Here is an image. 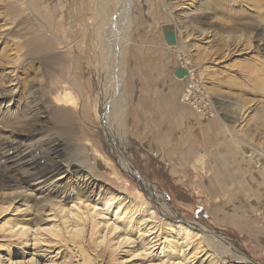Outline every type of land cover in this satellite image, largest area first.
<instances>
[{
    "label": "rangeland",
    "instance_id": "374dc122",
    "mask_svg": "<svg viewBox=\"0 0 264 264\" xmlns=\"http://www.w3.org/2000/svg\"><path fill=\"white\" fill-rule=\"evenodd\" d=\"M258 38L264 0H0V154L54 139L88 168L0 180V264H264ZM30 117L41 132H26ZM78 193L89 207L117 196L116 236L113 216L65 222L87 214L68 196ZM177 223L199 235L184 240Z\"/></svg>",
    "mask_w": 264,
    "mask_h": 264
},
{
    "label": "bare ground",
    "instance_id": "6f19581e",
    "mask_svg": "<svg viewBox=\"0 0 264 264\" xmlns=\"http://www.w3.org/2000/svg\"><path fill=\"white\" fill-rule=\"evenodd\" d=\"M120 7H122V6H120ZM120 14H122V12L119 13V15ZM120 17H122V16L120 15ZM255 42H256L257 49L264 51V40L261 38L260 39L258 38V40H256ZM114 83H115V79H113V77H112L111 85H113ZM116 83H117V85H115L114 87L118 89V85H119L118 81ZM114 91H116V90H114ZM0 96H2V95H0ZM224 108H225V105L221 106V108H220L223 113H225ZM230 111L232 112L233 110H230ZM32 112H34V111H32ZM235 113H237V112L235 111ZM29 115H31V114H29ZM57 116L58 115H56V117ZM37 117H43L44 118V116H42L41 114ZM37 117L36 118L30 117V120L28 119L26 121V123L24 125L25 126L28 125V127H29L26 132H31V134L37 133L39 131L41 132L43 124L39 123V121H41L42 118H37ZM59 119H60V117L58 116V120ZM10 125H12V124H10ZM63 146L64 145H62L60 142H58L54 139L46 141V142L43 141L41 144H39L37 142H28V143H23V144H19L16 141L9 142L8 145L4 146V150L0 154V180H1V182L9 181V180L14 178V175L20 174L21 177L24 176V178L28 179L29 181L38 184V183L46 182V180H48L52 176L53 173L59 172V171H62V172L68 171L69 173L71 171L72 172H77V171H86L87 172L88 168L86 165V159L83 158V160L79 161L75 158L73 160H71L72 158H70V160H68L65 156V149ZM70 188L73 189L72 187H70ZM148 191H149V194L153 195V197L157 196L155 188L150 187ZM78 194H79L78 196H77V194H68V196L73 195L72 199H71V200H73V204H75L77 206L79 204V206H78L79 209L85 208V210H86L85 213H87V214L85 216H83L82 214L77 215V214H73V213H70V214L67 213L66 218H65V222L68 223L71 221V222H74L75 224H82V225H88V223H91L93 228H95V227H97L98 224H101V221H102L101 218L102 217L105 218V219H103V223L106 224V222L109 221V218L113 216L114 220L112 223H110V228H112V230H113L112 232H114L113 236H116L118 231L116 230L117 225L115 224V222L117 223L118 220H120V218H122V213L119 212V210H118L120 204L117 203L118 202L117 196L116 197L110 196L109 198L107 197L108 199L107 198L104 199L103 196H97L95 203L91 207H89V205L91 203H86L87 202L86 198L88 196H84L82 193H78ZM99 203L101 206L97 207V205ZM113 203H114L113 208H115L116 211L111 212L110 207L112 206ZM97 208H99V209H97ZM142 209H144V207ZM61 210H63V209H61ZM162 210H164V208H162ZM63 212H64V210H63ZM134 213H135V211H133V214ZM106 215H109V217H105ZM130 215H132V213ZM164 215H166V212ZM134 218L135 217L132 218V216H131L129 218V221H127L128 223H131L132 227H135L136 225H138V227H140L145 222V221L144 222L142 221L144 219H140V221L138 222ZM45 220H48V219H45ZM147 224H148V222H147ZM195 226H196V224H195ZM191 227L193 228L194 226L191 225L190 223H189V225L187 224L186 226H183L181 223H177L174 225L176 233L178 235H181L180 237L184 238V240H186V241H188V240L190 241L192 238H194L196 236V234H198V232L195 233V231ZM200 229L202 230V228H200ZM128 230H130V229H128ZM25 234H26V232H22L23 236H26ZM13 235L14 234H12L11 236H13ZM213 237H211L210 234L209 235L206 234V235H204L202 242H205V246L208 247L209 249H212V250L215 249L216 250L217 249L216 243L219 244V242L214 240ZM128 240H129L128 236L126 237V239L124 237V243L128 244L129 243ZM165 241L162 240L158 244L159 254H161L162 257H167L169 255V253H171V248L176 247L175 245H172L171 248L168 247ZM122 242H123V238L121 240V243ZM152 245H156V244H152ZM76 251H77V253L79 252V250H76ZM105 252H106V250H103L101 256L102 255L104 256ZM74 255L77 256V254H75V253H74ZM169 257H170V255H169ZM240 260L243 262V260H244L243 257H240Z\"/></svg>",
    "mask_w": 264,
    "mask_h": 264
},
{
    "label": "water",
    "instance_id": "95a60500",
    "mask_svg": "<svg viewBox=\"0 0 264 264\" xmlns=\"http://www.w3.org/2000/svg\"><path fill=\"white\" fill-rule=\"evenodd\" d=\"M162 34L163 38L165 40V43L167 45H175L176 44V32L169 28V27H163L162 28ZM174 75L181 78L188 74V70L183 67H177L174 69Z\"/></svg>",
    "mask_w": 264,
    "mask_h": 264
}]
</instances>
